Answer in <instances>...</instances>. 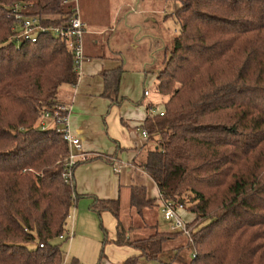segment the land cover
Listing matches in <instances>:
<instances>
[{
  "label": "trees",
  "instance_id": "obj_1",
  "mask_svg": "<svg viewBox=\"0 0 264 264\" xmlns=\"http://www.w3.org/2000/svg\"><path fill=\"white\" fill-rule=\"evenodd\" d=\"M179 2L178 35L156 76L169 98L163 115L141 125L156 143L141 167L164 200L196 215L187 224L191 257L179 248L169 264H264V0ZM16 7L58 26L76 5L0 0V264H64L59 236L79 194L74 177L63 176L69 146L60 125L41 120L66 114L61 90L76 85L79 73L73 52L49 32L36 42L11 39ZM123 72L122 65L102 71L112 104L124 100ZM117 155L92 159L114 164ZM157 207L145 185H131L137 222L126 225L120 196L94 197L93 210L117 219L112 242L140 251L123 264L159 259L183 232L161 231Z\"/></svg>",
  "mask_w": 264,
  "mask_h": 264
},
{
  "label": "crops",
  "instance_id": "obj_2",
  "mask_svg": "<svg viewBox=\"0 0 264 264\" xmlns=\"http://www.w3.org/2000/svg\"><path fill=\"white\" fill-rule=\"evenodd\" d=\"M140 4L141 0H138V5ZM120 5L122 6L117 7L116 2L113 5L115 15L113 21H116V24L112 26L104 24L103 19L106 18V14H87L84 18L80 11L82 20L87 24L84 42L85 53L89 60L83 64L79 71L77 84L65 86L61 93L62 100L72 108L69 116L72 133L81 139L84 150L90 156L87 162L78 165L74 171L79 197L73 208V214H71L72 220L68 221L67 224V231H73V236L66 240L70 242L73 248L81 238L83 240H100L102 237L101 231H96L97 213L93 211V203H91L94 197L115 199L121 195L124 186L134 185V179L139 178H145V182L136 184L145 185L149 197H152L151 191H155V188L158 195L160 194L154 180L141 167V163L146 161L150 150L147 149V154L143 153L141 163L138 161L139 151L149 143V137L143 134L141 125L148 116L152 115L150 113L151 107L163 110V108H158V102L147 99L151 96L152 91L145 87L146 78L143 79L144 75L145 77L148 76L150 70L154 67L156 69V58L155 56H153V60L151 59L152 56L148 58L147 53L144 54V58H142L143 56L136 59L127 58L122 49L123 46H111V41L107 45L105 36L109 31L108 27H110L115 38L119 36L116 41L125 38L131 42V46L136 50L142 49L144 51L146 49L145 53L154 46H162L161 49L165 46L164 49L166 50L168 46L163 39V29L168 21L169 13L164 9L159 12L158 10L162 7L155 8L150 4L147 6L145 4L136 13V8L131 5V9L135 12L133 15L126 16L122 24L121 21L117 22L124 9V3ZM108 20L110 21V17ZM127 64H130L129 68H126ZM118 65H122L124 69L119 92L120 97L124 100L120 105L112 104L111 100L103 95L105 82L101 75L103 70ZM156 76L155 74L154 83H157ZM132 81L133 87H138L136 94H129L126 90ZM141 86L143 93L140 90ZM146 90L148 94H145ZM119 151H124L123 159L117 157L114 164L106 162L103 158L92 159L99 155L111 156L115 152L119 156V153L120 155L122 153ZM124 154L126 155L124 156ZM125 159L127 161H124ZM135 161L139 165L136 166ZM123 177L127 180H124ZM148 181L151 182L149 185ZM151 185L152 188L149 189ZM154 196L153 198H156L159 203L158 196L155 194ZM107 214L108 212L103 213V216L106 217L103 219L109 227H112L113 219ZM114 221L116 228L117 219L114 218ZM116 232L115 229V234L109 237L114 239ZM117 246L120 250V259H117V262L123 264L129 258L128 255L135 251L127 248L126 245ZM76 258L74 255L73 259Z\"/></svg>",
  "mask_w": 264,
  "mask_h": 264
},
{
  "label": "rangeland",
  "instance_id": "obj_3",
  "mask_svg": "<svg viewBox=\"0 0 264 264\" xmlns=\"http://www.w3.org/2000/svg\"><path fill=\"white\" fill-rule=\"evenodd\" d=\"M116 2L117 7L122 6L120 4L124 3V9L121 13V15L119 16V20H117V22H120L123 24L124 23V19L126 16L128 15H133V12H135L133 9H131V5H134V8H136V13L138 10H141V8H143V6L147 5H151L152 7L155 8H161L158 11L160 12V10H167V12L169 13V17H168V21L164 26L163 29V39L166 43V45L168 46L167 49L165 50V46L162 48L164 49L162 51L161 47L162 46H154L153 48H150L148 51H146L144 53V51H142V49H138L136 50V48L131 46V42L126 40L125 38L123 39H119L118 41H116V39L119 37L115 38L114 32L110 29V27H108L109 31H107L106 36H105V42L106 44L108 42L111 41V46H123L122 49L124 50V54L127 58L131 57L133 59H136L137 57H142L144 58V54L147 56L148 58H151L152 56V60H153V56H155L156 58V69L155 67L150 70V72L148 73V76L145 77V75L143 76V79L146 78V84L145 87L152 91L151 96L147 97V99H153L154 101L158 102V108H164V102L166 99H168V96L165 95H160L159 91L157 90V83L155 82V78L154 75H157V70L160 69V67H163V62L165 60L166 57H168L170 55L171 49L173 48V44H174V39L175 37L178 35V29H179V23L177 21V19L174 17V11L177 9V7L179 6V0H141V4L138 5V0H80L78 1V6L80 7V11L83 13V16L85 18V15H93L94 13L97 14H101V15H105L106 14V18H104V24L108 25H115L116 21L114 20V9H113V5ZM130 4H127V3ZM157 12V13H159ZM81 14V13H80ZM110 17V21L108 20V18ZM116 20V19H115ZM115 22V23H114ZM147 31V30H146ZM110 38V39H109ZM103 42V41H102ZM108 45V44H107ZM167 53V55H166ZM164 58V60H163ZM126 59V58H124ZM151 60V61H152ZM155 62V61H154ZM130 64L126 65V68H129ZM67 86L64 85L62 87V89ZM127 93L129 94H136L138 92V87L134 88L133 87V81L131 84H129L128 88L126 89ZM142 93H143V87L141 86ZM62 93V90H61ZM62 97V95H61ZM146 98V97H145ZM48 124H50V121H47ZM52 124V123H51ZM50 124V125H51ZM52 125H56V124H52ZM148 145L146 147H144L141 151H139L138 154V161L139 163H141V160L143 158H141V156L143 155V153L145 152V154H147V149L151 150L155 148V142L154 141H149L148 140ZM122 152L121 155L119 153V158L123 159L122 154L124 153V151H119ZM126 154H124L125 156ZM145 157V156H144ZM124 161H127L126 159ZM138 162L135 161V165H139ZM82 163H80L79 165H81ZM78 167V165H77ZM148 177V176H147ZM124 178V177H123ZM124 180H127L126 178H124ZM135 181L133 182L134 184L136 183H141V182H145V178H139V179H134ZM141 180V181H140ZM151 182L148 181V185ZM152 188V185L149 187V189ZM154 194L156 196H158L159 202H160V198L159 195L156 191H151V195L153 197ZM118 198V197H117ZM120 199H121V203H122V210H123V214H124V219L126 222V225L128 224H132L137 222V217L136 214L134 212H130L129 209V201H130V187L128 186H124L122 188L121 191V195H120ZM94 202V199H92V202ZM95 211V210H93ZM97 213V219H98V224L96 227V231L99 230L102 233V237L100 240H96V239H92V240H83L82 238L80 239L79 243L73 247H71L70 242L66 241L63 243L62 245V250L65 252V259H64V264H119L117 262V259H120V250L118 249L119 247L114 244L112 242V238H110L109 236L114 235L115 234V221H114V216L112 213H110L109 211H104V212H108L107 215H109V217H111L113 219V225L112 227H109L103 218H106L105 216H103V213H101V215L98 214L97 211H95ZM71 214H73V210L71 212ZM180 216H182V218L188 223H190L191 221H193L195 219V214L188 211L185 207L183 209H181V213H179ZM155 217L158 221V226L159 229L161 231H181L180 229H173L172 228V222L173 220H167L164 217V214L159 207H157L156 211H155ZM72 218L70 217L69 221H71ZM139 221V220H138ZM174 223V222H173ZM204 224V223H203ZM103 225V227H102ZM109 233V235H108ZM191 233V232H190ZM132 237L134 238L135 236H140L138 233L137 235L134 234V232H131ZM106 238H108L110 241H106ZM61 240V239H60ZM188 242H189V237L185 232H181L179 233L176 237L169 239L164 246V250L161 253L159 259H150L147 260L144 257H141L139 260L138 264H169L173 258L175 257V255L178 252L179 248H182V256L185 257L186 259L191 257V249L188 246ZM77 243V242H76ZM30 246H34V244H30ZM127 248L132 249V251H135L134 253H131L128 255V257H132L135 255H139L140 251L137 250L134 247L128 246ZM113 249V250H111ZM76 256L77 258L74 260L73 256Z\"/></svg>",
  "mask_w": 264,
  "mask_h": 264
},
{
  "label": "built area",
  "instance_id": "obj_4",
  "mask_svg": "<svg viewBox=\"0 0 264 264\" xmlns=\"http://www.w3.org/2000/svg\"><path fill=\"white\" fill-rule=\"evenodd\" d=\"M70 1L75 2L76 7L72 13L69 21L65 22L62 25L58 26H47L42 23V20L37 15H26L19 12V8L14 9V16L16 18L14 26V34L11 39L17 43L23 41L36 42L41 33L49 32L50 34L58 37L61 41L65 42L68 48L74 54V69L79 73L82 69L83 64L89 60V57L85 53V42L84 36L87 32V24L82 20L80 14V8L78 6V0H64L68 3ZM145 94H148V91H145ZM71 106L68 104L61 105L60 111L66 112L62 117L58 116L59 112H56L55 115L47 113L44 118L41 120L43 127H48V122L54 124L58 123L63 132V137L69 146V153L65 159L64 172L63 176L65 180L71 181L74 177V171L77 165L80 163L87 162L90 158L89 154L84 150L83 144L80 138H77L70 128L69 116L71 114ZM150 113L154 114H164V110H158L155 107L150 108ZM55 123V124H56ZM143 134L147 136L145 130ZM160 202L159 206L164 214L165 219L173 220L172 228L180 229L185 232L188 237H191L190 230L187 227V222L180 216V210L184 207L182 205H175L172 201L164 200L159 194ZM71 217V216H70ZM73 236V231H66L61 234L59 238L61 240H68Z\"/></svg>",
  "mask_w": 264,
  "mask_h": 264
}]
</instances>
